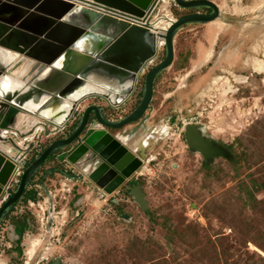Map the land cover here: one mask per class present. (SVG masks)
I'll list each match as a JSON object with an SVG mask.
<instances>
[{"label":"rangeland","instance_id":"obj_1","mask_svg":"<svg viewBox=\"0 0 264 264\" xmlns=\"http://www.w3.org/2000/svg\"><path fill=\"white\" fill-rule=\"evenodd\" d=\"M212 1L220 10L217 20L225 23L215 42L207 36L213 21L182 25L174 36V61L157 75L143 118L129 130L125 125L110 131L120 135L126 147L136 150L139 145L135 154L143 167L131 179L144 194L147 209L135 201L128 179L108 193L76 165L59 160L71 145L59 148L54 151L57 158L35 177L37 200H20L4 216L1 261L264 264V73L253 65L260 59L264 62V6L252 10L256 0ZM163 4L162 0L149 19L161 33L165 32L161 27L168 28L189 11L208 10L184 8L175 0ZM165 57L160 40L157 56L121 106L88 97L64 128L46 123L28 134L34 136L31 143L18 136L24 168L33 154L68 137L88 106L104 108L105 116L115 122L128 116L141 99L146 72ZM216 77L222 79L213 84ZM32 123L34 129L35 117L24 116L22 132H26L23 125ZM95 123L90 118L88 127ZM189 124L203 126L199 132L208 145L206 156L190 147ZM46 170L51 173L40 182ZM23 221L27 229L20 237ZM31 243L35 249L28 258Z\"/></svg>","mask_w":264,"mask_h":264},{"label":"water","instance_id":"obj_2","mask_svg":"<svg viewBox=\"0 0 264 264\" xmlns=\"http://www.w3.org/2000/svg\"><path fill=\"white\" fill-rule=\"evenodd\" d=\"M175 1L184 8L207 6L213 13L186 14L160 33L146 21L161 0H0V53L19 56L15 62L0 57V196L22 151L18 136L23 139L46 123L64 128L88 97L121 106L135 91L148 62L157 56L160 40L166 49L165 59L145 74L143 99L136 110L110 122L101 118L99 106H88L68 137L52 143L25 168L17 189L0 205V224L22 197L32 175L59 148L71 145L59 160L76 165L108 193L142 166L143 161L120 137L98 129L96 123L88 125L92 112L109 128L120 129L138 120L152 100L157 75L174 61L176 31L184 24L211 22L220 16L212 0ZM24 63L28 72L13 74ZM24 116L35 117L36 130L22 132ZM202 127L187 125L186 138L190 147L206 156L208 145L202 143L199 132ZM131 193L141 208L147 209L140 187ZM51 264H59V260Z\"/></svg>","mask_w":264,"mask_h":264},{"label":"bare ground","instance_id":"obj_3","mask_svg":"<svg viewBox=\"0 0 264 264\" xmlns=\"http://www.w3.org/2000/svg\"><path fill=\"white\" fill-rule=\"evenodd\" d=\"M229 1V0H228ZM163 2H164V4H163V7H166L167 5H166V0H163ZM239 3V2H238ZM168 4V3H167ZM250 4H252V3H250ZM221 6V5H220ZM262 6H264V0H256V3L255 4H253V6H252V10H254V9H259V8H261ZM235 10H240L241 12H242V10L243 9H239V8H237L236 7V9ZM251 11V10H250ZM244 12V11H243ZM219 18V17H218ZM217 18V19H218ZM214 20L212 23H211V25L209 26V28H208V32H207V36L209 37V39L211 40V41H213V43L215 42L214 40L216 39V37H217V35L219 34V33H221L222 32V30H223V28H225L224 26H225V23L224 22H222V21H219V20ZM158 28V27H157ZM162 28V30H167L166 28H167V26H164V27H161ZM159 33V32H158ZM161 33V32H160ZM165 33V32H164ZM208 37H207V39H208ZM204 48V47H203ZM205 56H206V60H208V57L210 56V51H207L206 53H205ZM0 57L2 58V60L4 61V62H7V61H10V62H15L16 60H17V58H19V56L18 55H16L15 53H10V54H3V53H0ZM204 58V57H203ZM202 58V59H203ZM59 65H61L62 64V60L61 61H59V63H58ZM253 65H254V69H255V71H257V72H259V73H264V62L260 59V60H258V61H255L254 63H253ZM26 65H25V63H24V65H22V67H20L19 69H17L16 71H14V73L13 74H15V75H20L21 74V72H24V74H26V72H28L27 70V67H25ZM222 79V77H216L214 80H213V84H216V83H218L220 80ZM227 90H228V88H227ZM223 93V92H222ZM221 93V94H222ZM225 94V93H224ZM225 97V96H224ZM202 129V128H201ZM34 249H35V244L34 243H31V246L29 247V249H27V256H28V258H31L32 257V255H33V253H34Z\"/></svg>","mask_w":264,"mask_h":264},{"label":"flooded vegetation","instance_id":"obj_4","mask_svg":"<svg viewBox=\"0 0 264 264\" xmlns=\"http://www.w3.org/2000/svg\"><path fill=\"white\" fill-rule=\"evenodd\" d=\"M208 8V10H206V11H204V12H201V11H199V10H195V11H189L188 13H186V14H191V13H205V14H211V13H213V9L212 8H210V7H207ZM186 14H184V15H186ZM183 15V16H184ZM152 67V66H151ZM150 67V68H151ZM149 68V69H150ZM145 88V79H144V84H143V94H144V89ZM143 94H142V96H141V99H140V101L138 102V104H137V106L135 107V109H133L130 113H129V115L134 111V110H136L137 108H138V106L140 105V103H141V101H142V99H143ZM151 102V101H150ZM108 104V103H107ZM109 105V104H108ZM149 106H150V103H149ZM149 108V107H148ZM148 108L146 109V111L148 110ZM103 109L104 108H100V115H101V118L103 119V120H106V121H110V122H115V121H112L111 119H109V118H107L106 116H105V112L103 111ZM145 111V112H146ZM145 112L143 113V115L138 119V120H140V119H142L143 118V116H144V114H145ZM90 118H92V119H95L96 120V126L98 127V129H105L107 132H109L110 134H113V135H117L118 137H120L121 138V136L120 135H118V134H115V133H112V132H110L111 130H113V128H109V127H105L104 125H102L99 121H97V118H96V115H95V113L94 112H92L91 113V115H90ZM138 120H136V121H134V122H132V123H129L128 124V130H129V126L130 125H132L133 123H136V122H138ZM116 122H118V121H116ZM78 125H79V123H78ZM77 125V126H78ZM76 129V128H75ZM74 129V130H75ZM73 130V131H74ZM72 131V132H73ZM71 132V133H72ZM70 133V134H71ZM69 134V135H70ZM129 136L130 135H128V139H129ZM203 135H202V132H201V135H200V138L203 140V138H204V136L202 137ZM122 139V138H121ZM136 144V143H135ZM141 144H142V142H141ZM142 146H144L143 144H142ZM135 147H136V150L135 149H133V148H130L129 146H128V149L129 150H131L132 152H134V153H137L139 150H140V148H139V145L137 146V145H135ZM145 147V146H144ZM136 156H137V154H135ZM137 157H139V156H137ZM140 158V157H139ZM141 159V158H140ZM142 160V159H141ZM143 167V163H142V166L140 167V168H142ZM140 168L135 172V173H137V172H139V170H140ZM135 173L133 174V176L135 175ZM132 176V177H133ZM131 177V178H132ZM131 178H129L128 180V185H130L132 188L133 187H136L137 185H138V183L136 182V180L135 179H131Z\"/></svg>","mask_w":264,"mask_h":264},{"label":"trees","instance_id":"obj_5","mask_svg":"<svg viewBox=\"0 0 264 264\" xmlns=\"http://www.w3.org/2000/svg\"><path fill=\"white\" fill-rule=\"evenodd\" d=\"M42 151H39L38 153L33 154V156L31 157L28 165H30L40 154ZM57 158L56 156V152H53L52 154L49 155V157L47 158V160L42 164V166L36 171V173L34 175H32L29 184L27 185L22 197L20 198V200H37V195H38V188H36L34 185H36V180L35 177L38 175L39 171L42 169V167L49 161L55 160ZM48 173H51V170H46V172L44 173V175L42 176V180L40 182L43 181V179L45 178L46 175H48ZM19 200V201H20ZM17 201V202H19ZM16 204V203H15ZM15 204L12 206V208L9 210L10 212L14 209ZM8 211V212H9ZM7 212V213H8ZM20 229L18 231V234L21 236H23L25 230L27 229V224L25 221L21 222V225L19 226Z\"/></svg>","mask_w":264,"mask_h":264},{"label":"built area","instance_id":"obj_6","mask_svg":"<svg viewBox=\"0 0 264 264\" xmlns=\"http://www.w3.org/2000/svg\"><path fill=\"white\" fill-rule=\"evenodd\" d=\"M146 23L149 24V26H152V24L149 23V20L146 21ZM24 158L25 153L21 151L19 154L18 163L13 171V174L11 175L9 182L4 187L3 192L0 196V205L3 204L11 196L12 192L14 191V187L18 186L20 178L25 170L23 165Z\"/></svg>","mask_w":264,"mask_h":264},{"label":"crops","instance_id":"obj_7","mask_svg":"<svg viewBox=\"0 0 264 264\" xmlns=\"http://www.w3.org/2000/svg\"><path fill=\"white\" fill-rule=\"evenodd\" d=\"M156 10V9H155ZM24 127H23V129H24V131H26V132H30V130L31 129H33L32 128V126H33V123L32 124H28V125H23ZM33 135H28V136H26L25 138H23L22 140H23V142L24 141H26V140H28V141H30V143H31V139H33ZM31 145V144H30ZM16 233V232H15ZM0 262H1V264H6V262L5 261H1L0 260Z\"/></svg>","mask_w":264,"mask_h":264}]
</instances>
